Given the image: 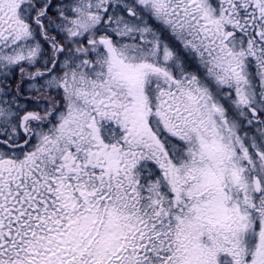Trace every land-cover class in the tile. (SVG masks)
<instances>
[{
	"label": "snow or ice",
	"instance_id": "1",
	"mask_svg": "<svg viewBox=\"0 0 264 264\" xmlns=\"http://www.w3.org/2000/svg\"><path fill=\"white\" fill-rule=\"evenodd\" d=\"M0 264H264V0H0Z\"/></svg>",
	"mask_w": 264,
	"mask_h": 264
}]
</instances>
